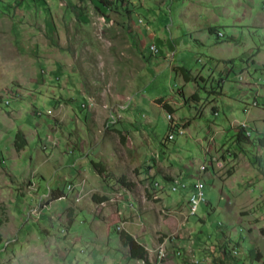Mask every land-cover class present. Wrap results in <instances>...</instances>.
Masks as SVG:
<instances>
[{"label":"rangeland","instance_id":"1","mask_svg":"<svg viewBox=\"0 0 264 264\" xmlns=\"http://www.w3.org/2000/svg\"><path fill=\"white\" fill-rule=\"evenodd\" d=\"M103 1L120 14L93 0H0V264H146L115 228L150 264H263L264 0ZM180 67L203 79L185 82ZM19 132L28 146L15 157ZM229 243L236 260L221 258Z\"/></svg>","mask_w":264,"mask_h":264},{"label":"trees","instance_id":"2","mask_svg":"<svg viewBox=\"0 0 264 264\" xmlns=\"http://www.w3.org/2000/svg\"><path fill=\"white\" fill-rule=\"evenodd\" d=\"M93 1L97 2V7L98 8H102V10H103L104 7H107L109 9V11H112L114 14H120V12H118L117 9H112L109 6L108 2H105L103 0H93ZM112 16L109 15L108 17H112ZM209 32H210V35H213V36L216 37V41L219 44H222V43H225V42L234 41L233 38H227L226 39V40H229V41H226L225 39H224V41H221L222 38H224V37L220 36V32L216 28H211L209 30ZM175 71L177 72V74L182 76L184 81L187 82V83L195 81L197 84H199L200 80L203 79V78H200V77H197V76H193L192 73L185 67L176 68ZM181 94H182V96L184 95L183 93H181ZM198 98H199V95L197 93L194 94L191 97V99L193 101H197ZM157 103L160 104V105H163V108L170 115L173 114L172 108L170 107L169 104H166L164 102V100L160 99V100L157 101ZM179 128H180V126L179 125H174L173 121H172V125L171 126L169 125V127H168L167 137L165 139H163L161 145L167 146L168 143L174 141L176 139V138L174 139L175 135L176 136L178 135L177 132H178ZM236 138H237L236 142H237V144L240 147L242 146L243 143H249L250 142V139L247 138L246 135H245V130H243L241 128H239L238 133L236 135ZM258 138L260 139L261 146L264 148V136L262 138L260 136H258ZM27 146H28V140H27L26 135H24L23 132H19L16 135V139H15V148H16L17 153H20L23 150H25ZM92 168L94 170L98 171L99 174L103 178H106V176H104L105 175V169H104V167H103V165L101 163L92 162ZM120 181H121L122 184L128 186L130 189H134V186H135L134 184L126 183L125 179H121ZM160 186L161 185L158 184V182L153 183V187L155 189H157L158 192L162 191V189L160 190V188H161ZM148 197L153 199V195H151V194L148 195ZM95 200L98 201V202L101 201V200H99L98 197H95ZM105 201H106V199H105ZM70 223H72V220H70ZM3 224H4V219L2 217H0V243L3 242V235L1 233V229L3 227ZM113 233H116L119 236V241L121 243V246L123 248H127L129 250L128 256L132 260H139V261H143L146 264H150V256H149L148 250L144 246L139 244L129 233H127L125 231L118 232L116 228L113 229L110 232V235H112ZM228 245H231V244L229 243V244L220 246V249H221L220 254L223 256L221 258L224 259V257H225V258H228V259L236 260V258L239 256V252L240 251L239 250H234V249H238L241 245L237 244L234 249H233V247L227 248ZM246 254H247L249 262H251V263H253V262H262V260H263V257L261 256V254L259 252L255 251V250L249 249ZM179 255H181V254H179ZM263 264H264V262H263Z\"/></svg>","mask_w":264,"mask_h":264},{"label":"crops","instance_id":"3","mask_svg":"<svg viewBox=\"0 0 264 264\" xmlns=\"http://www.w3.org/2000/svg\"><path fill=\"white\" fill-rule=\"evenodd\" d=\"M240 38H241V36H240ZM234 42H237L236 40H234L233 42H230L231 43V46H233L234 44ZM235 48V47H234ZM235 52H237L236 50H235ZM243 56V55H242ZM248 57L250 58V54L248 55ZM231 71V69H229V71L228 72H230ZM214 74H216V73H214ZM199 75V74H198ZM202 75V74H201ZM220 92L222 93V88H221V90H220ZM198 94L199 95V93L196 91L195 93H192L193 95L194 94ZM184 94V93H183ZM223 94H224V96L223 97H225V95H226V93L224 92V89H223ZM192 95V96H193ZM185 95H183V97H184ZM222 98V97H221ZM198 102H201L202 101V97L199 95V98H198V100H197ZM218 102V101H217ZM217 102H214L213 104H212V106H216V107H218V103ZM186 103V102H185ZM257 106H258V104H257ZM172 110H173V108H172ZM247 111V116H249V120H245V121H243V122H246L247 121V124H251L252 122L251 121H254V119H252L253 118V115H251L250 114V112L248 111V110H246ZM219 113H220V110H219V112H216L215 113V115L216 116H219ZM260 113V115H259V122H263L264 123V111H260L259 112ZM235 121L233 122V125L234 126H236V125H240V124H242L243 122H241L240 124L239 123H237V121H236V119H234ZM253 123H255V122H253ZM240 127V126H239ZM251 127V126H250ZM224 130H226L225 128H223ZM248 130L249 131H251L250 129H249V127H248ZM237 135V134H236ZM248 135V134H247ZM14 144V143H13ZM12 144V146L14 147V145ZM15 149V148H14ZM16 154H15V157H22L23 156V154L25 153V150H23L22 152H20V153H17V151L15 152ZM229 156H231L232 158H233V156H232V152H230L229 153ZM231 158V159H232ZM0 160H1V163H0V166L1 167H3L4 168V166H5V158H4V155H2L1 157H0ZM238 162L239 161H236L233 165L235 166V165H237L238 164ZM243 163H242V161H241V165H242ZM7 172H8V169L5 167L4 168ZM8 175L9 174H7V175H5V178L3 179V178H0V180H9V178H8ZM202 176H203V173L202 174H199L198 175V177L196 178V180H198V178L199 179H203L202 178ZM207 176L209 177V178H211V174L210 173H207ZM206 174L204 175V178L206 179ZM10 184H11V182L10 183H8V182H5V184H4V186L2 187V188H4V189H7V187H9L10 188ZM8 185V186H7ZM33 187V185L31 184V183H29L28 184V188H32ZM193 189V188H192ZM3 190V189H2ZM161 193H162V191L161 192H159V195H161ZM1 195L2 196H6L7 194H4V192L3 191H1ZM147 196H148V193H147ZM150 200H151V198L150 197H148Z\"/></svg>","mask_w":264,"mask_h":264},{"label":"built area","instance_id":"4","mask_svg":"<svg viewBox=\"0 0 264 264\" xmlns=\"http://www.w3.org/2000/svg\"><path fill=\"white\" fill-rule=\"evenodd\" d=\"M151 50L156 51L155 47H151ZM169 117H171V116H169ZM242 128L247 129V126L244 125V126H242ZM246 133H249V131H246ZM184 188H185V186H184ZM194 189H196V194L193 195V197L191 198V201H190L192 213L196 212L198 205L203 202V198H204V192H203V186L202 185H196L194 187ZM166 256H167L166 251H164V250L158 251V256H157L158 262L159 263L162 262Z\"/></svg>","mask_w":264,"mask_h":264},{"label":"clouds","instance_id":"5","mask_svg":"<svg viewBox=\"0 0 264 264\" xmlns=\"http://www.w3.org/2000/svg\"><path fill=\"white\" fill-rule=\"evenodd\" d=\"M257 102V101H256ZM258 104V103H257ZM241 129H243V130H245V135H246V131H249L248 130V127H247V129H244V128H242V126L240 127ZM249 132H251V131H249ZM247 137V136H246ZM247 138H249V137H247ZM250 139V138H249ZM192 188H193V190H194V186H192ZM162 188H160V190H161ZM200 204H202V203H200ZM236 250H238V249H236ZM236 252V251H235Z\"/></svg>","mask_w":264,"mask_h":264},{"label":"bare ground","instance_id":"6","mask_svg":"<svg viewBox=\"0 0 264 264\" xmlns=\"http://www.w3.org/2000/svg\"><path fill=\"white\" fill-rule=\"evenodd\" d=\"M247 134L249 135V133H246V136H247ZM250 138V137H249Z\"/></svg>","mask_w":264,"mask_h":264}]
</instances>
